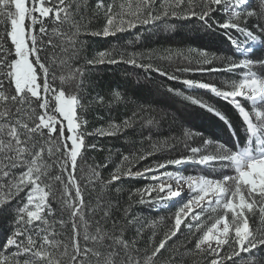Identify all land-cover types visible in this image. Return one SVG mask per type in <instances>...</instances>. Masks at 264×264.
<instances>
[{
    "label": "snow or ice",
    "instance_id": "1",
    "mask_svg": "<svg viewBox=\"0 0 264 264\" xmlns=\"http://www.w3.org/2000/svg\"><path fill=\"white\" fill-rule=\"evenodd\" d=\"M247 3L248 0H203L197 10L192 0H187V5L185 0H173L171 3L170 0H160L159 5L156 0H135V4L133 0H126L118 5L98 0L96 7L103 9L105 19L103 27L92 34L108 37L135 28L138 23H155L168 16L181 19L194 17L203 28L223 30L235 49L251 52L250 45L264 44V0H261L258 10H250L245 6ZM80 7L74 0H0V17H6L10 22L6 36L13 45L16 57L11 61L8 59L11 51L5 50L4 37L0 36V101L13 106L0 110V211H9L11 201L20 200L15 210L16 227L0 244V264H143L136 241L125 238V228L112 215L114 204L104 192V188L122 177L153 181L151 185L135 190L141 196L140 202L156 192L155 199L167 203L181 195L182 181L191 192L176 211L172 229L152 251L153 257L161 253L166 241L180 231L186 217L191 214L192 219L198 221L205 212H215L218 208L223 210V215L215 218L194 244V250L209 257L208 264H227L229 261L237 264L234 257L246 259L241 253L251 254L254 249H264V228H253L249 224L252 217H257L264 225V57L231 60L220 69H197L233 73L244 69L239 80L225 81L224 89L212 82L182 81L188 88L206 90L232 106L244 127L242 146L234 144L229 147L225 143L204 139L201 147L185 144L188 155L135 172L131 168L117 166L107 181L99 172L106 164L82 167L78 174V160L87 164L85 152L98 149L95 144L85 143L86 136L93 133L82 130L87 121L81 120L78 115V109L83 105L76 93L83 87V72L78 67L71 68L70 75H61L57 85L55 68L47 58H42L41 52L51 47L59 48L69 58L77 55L75 37L80 34V28L74 17ZM114 7L118 10L114 11ZM217 12L222 13L220 18H216ZM253 17L256 22L249 26L248 20ZM46 21L51 23V28ZM62 27L65 28L63 32ZM53 36L64 37L71 50L61 46L63 40L54 41ZM202 54L207 56L206 52ZM106 57L107 62L113 64L122 61L136 64L134 56L124 60L119 52L113 56L106 51L98 52L86 64L104 63ZM63 63L67 66V61ZM205 63L210 61L206 58ZM140 66L152 68L151 64ZM154 70L169 79H177L159 68ZM65 84L71 86L68 94ZM6 86L14 94H7L4 90ZM115 96L119 98V93ZM185 99L224 121L236 135L232 122L214 105L192 96ZM96 100L105 102L101 96ZM135 115L133 113V117ZM130 120L127 118L122 124L111 123L110 131L99 129L97 134L113 135L130 126ZM210 143L215 145L214 151L202 154ZM143 158L142 155L140 159ZM128 160L129 157L124 155L121 163ZM186 164L205 166L211 172H216L218 166L222 175L219 178L204 175L185 177L179 171H159L169 165ZM228 168L235 174L225 173ZM172 181L177 187H173ZM97 184L101 186L99 192L96 191ZM86 196L89 197L87 203ZM53 203L59 207L54 208ZM57 212L61 216L59 224L62 229L70 221L67 238L53 227L56 221L49 223V217ZM64 213H67V220L63 218ZM127 223L132 224V220ZM184 227L192 232L191 223ZM148 259L151 260V257ZM175 259L173 257V264ZM179 259H183V255ZM247 259L249 264H253L250 255Z\"/></svg>",
    "mask_w": 264,
    "mask_h": 264
},
{
    "label": "trees",
    "instance_id": "2",
    "mask_svg": "<svg viewBox=\"0 0 264 264\" xmlns=\"http://www.w3.org/2000/svg\"><path fill=\"white\" fill-rule=\"evenodd\" d=\"M125 0H104L105 4L110 2L114 5L123 3ZM98 0H74L81 7L77 10L74 19L80 34L75 37L77 41V55L69 58L60 51L59 48L48 47L41 52L42 58H47L49 64L55 68L57 80L60 84L61 75L68 77L71 68H80L83 72V87L76 93L81 100L82 108L78 109L81 120H86L87 125L82 130L85 133L91 132L93 135L86 136V144H95L98 149H88L85 152L87 164H82L78 160V174L80 168H87L88 165H102L100 168L101 177L107 181L117 166L122 169L131 168L133 172L154 166L169 159L188 155L185 144L194 147H201L203 140L225 143L229 147L234 144L236 147L243 145L245 131L242 121L232 106L199 88H188L182 81L191 79L195 81L212 82L218 88L224 89L225 81L239 80L240 73L244 69H237L234 73L227 71H199L197 69L224 68L231 60H240L242 57L235 51L229 43L223 30L219 28L206 29L201 27V22L197 19H181L179 17H164L155 23L140 24L135 28L117 32L114 36H96L92 33L99 31L104 24L103 9H97ZM173 0H170V3ZM157 5L160 0H156ZM187 5V0H185ZM197 10L202 6L203 0H192ZM261 0H254L248 7L250 10H258ZM114 7V11H116ZM171 11V9H169ZM222 13H215L216 18H220ZM256 22V18H249L248 24L251 26ZM49 28L52 27L49 21ZM28 25V21H27ZM38 27V26H37ZM66 27V26H65ZM10 30V22L6 17H0V36L4 37L5 50L11 51L8 59H16L13 45L7 38L6 32ZM65 28H61V32ZM235 35H240L233 33ZM54 41L63 40L62 47H69L67 40L62 36H53ZM110 52L113 56L117 52L127 60L129 56H134L136 64L126 62L109 63L107 57L104 63L87 65L86 61L93 58L98 52ZM206 52L207 56L202 53ZM264 57V44L254 51L249 58ZM207 58L210 63H205ZM64 61H67V66ZM152 65V68L141 67L140 65ZM159 68L168 73V76H176L177 79H169L161 75L154 69ZM191 69V71H177V69ZM259 71V69H255ZM39 73V69H37ZM51 79V71H50ZM66 94L71 91L69 84L64 85ZM172 89V91H169ZM7 94H14L11 88L4 89ZM119 93L116 98L115 93ZM182 93V95H181ZM101 96L104 103L97 102L96 98ZM186 96L200 98L208 104L214 105L232 122L236 129L234 135L229 127L204 108L193 104L185 99ZM54 104V101H52ZM35 106V101H33ZM13 107L10 103L0 101V110ZM51 107V105H50ZM37 111L40 109L37 107ZM133 113L136 115L133 117ZM54 114L55 113H50ZM60 117L57 115V119ZM127 118H131L130 126L122 128L121 131L113 135H99L97 130L110 131L111 123L122 124ZM152 123L149 124L148 121ZM205 152V151H204ZM204 154V153H202ZM127 155L128 161L121 163L122 156ZM145 158L140 159L141 156ZM217 167V166H216ZM170 170H182L187 175L203 174L211 178H219L222 173L211 172L209 168L197 164H186L181 166L169 165L160 172ZM219 172L221 170L217 168ZM225 171V170H224ZM55 172V169H53ZM83 183V182H82ZM153 181L145 179H129L122 177L113 184L104 188V192L113 202L112 215L125 228V238L136 241V248L140 250L143 264H208L206 254L194 250L196 239L209 227L207 218L198 221L186 217L181 225V229L175 236H172L165 243V249L155 257L152 251L158 246L161 240L172 229L174 215L177 205L168 208H160V202L155 198L157 193L145 196L144 202H140L141 196L136 189H142L151 185ZM100 185H96V191H100ZM120 191L116 192L115 189ZM23 193H21V196ZM162 195V194H160ZM93 193V206H94ZM86 203L89 197L86 196ZM20 203L19 198L11 201V209L7 212L0 211V244L5 238L11 235L15 229L16 208ZM54 208L59 206L53 203ZM61 216L57 212L49 217V223H56L53 227L60 231L61 235L67 238L70 235V221L63 229L59 224ZM67 220V213H64ZM132 220V224L127 221ZM251 227H261L257 217L250 220ZM191 223L192 232L184 227ZM199 224V227H197ZM107 227H111L110 224ZM139 231V235H137ZM60 237L58 236L57 239ZM227 250V246H225ZM8 251H14L9 249ZM183 255V259L179 257ZM224 255V253H221ZM251 256L253 264H264V249H254L251 254L241 253L246 259L241 260L234 257L237 264H249L247 259ZM151 257V260L148 259ZM21 256L20 260L23 261ZM231 264V262H227Z\"/></svg>",
    "mask_w": 264,
    "mask_h": 264
},
{
    "label": "rangeland",
    "instance_id": "3",
    "mask_svg": "<svg viewBox=\"0 0 264 264\" xmlns=\"http://www.w3.org/2000/svg\"><path fill=\"white\" fill-rule=\"evenodd\" d=\"M126 2V0L123 2V3H125ZM133 4H135V0H133ZM25 26H26V28H27V20H26V22H25ZM243 37H242V35H241V39H242ZM30 59H31V57H30ZM244 70H242V72H243ZM254 71H256L255 69H254ZM221 143V142H220ZM214 148H215V145L214 144H212V143H210L209 145H207L206 147H205V152H204V154H207V153H211V152H213L214 151ZM217 168H219L218 166H217ZM179 170H170L169 172H178ZM179 172H181L185 177H187V176H189V175H187V174H185L184 173V171H182V170H180ZM217 172L218 173H222V172H219L218 170H217ZM225 173H227V174H229V175H234L235 173L233 172V170L231 169V168H228V169H225V171H224ZM201 175H203V174H198V173H196V174H193V175H191V176H201ZM211 178V177H210ZM162 195H163V193H161ZM189 195H191V192H187V193H183V194H181L180 196H178V200L176 201V205H177V210H178V208L180 207V206H182V204L184 203V202H186L187 201V199L189 198ZM195 211H198V209H194ZM223 215V210L222 209H220V208H218L215 212H211V211H207V212H205L202 216H200L199 217V220H201V219H203V218H207V220L209 221V226L213 223V221H214V219L215 218H217V217H219V216H222ZM212 217V219H209V217ZM188 217H190L191 219H192V215L190 214ZM229 219H231V214H229ZM193 220V219H192ZM194 221H197V220H194ZM249 224H250V221H249ZM250 226H251V224H250Z\"/></svg>",
    "mask_w": 264,
    "mask_h": 264
},
{
    "label": "bare ground",
    "instance_id": "4",
    "mask_svg": "<svg viewBox=\"0 0 264 264\" xmlns=\"http://www.w3.org/2000/svg\"><path fill=\"white\" fill-rule=\"evenodd\" d=\"M241 51H243V50H241ZM248 53V52H247ZM172 184H173V187L175 188V187H177V185H176V183H175V181H172ZM181 185H182V193L181 194H183V193H187L188 191L190 192V190L187 188V184L186 183H184L183 181L181 182ZM181 197V196H180ZM175 198H173L171 201H173ZM176 199L178 200L179 198L178 197H176ZM170 205V203H161L160 202V206H159V209L160 208H167L168 206Z\"/></svg>",
    "mask_w": 264,
    "mask_h": 264
}]
</instances>
